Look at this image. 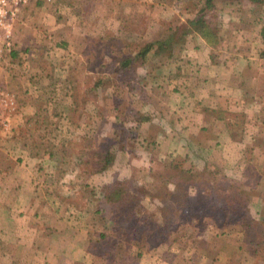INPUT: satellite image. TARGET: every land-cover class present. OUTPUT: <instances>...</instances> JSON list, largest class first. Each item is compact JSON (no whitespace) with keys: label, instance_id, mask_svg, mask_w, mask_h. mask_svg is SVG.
<instances>
[{"label":"crops","instance_id":"obj_1","mask_svg":"<svg viewBox=\"0 0 264 264\" xmlns=\"http://www.w3.org/2000/svg\"><path fill=\"white\" fill-rule=\"evenodd\" d=\"M109 1H76V20L67 30L69 40L74 38L72 44L61 37V31L68 28L59 21L52 30L43 24L49 31L42 37H50L53 45L47 41L28 58L29 64L37 59V66L23 65L16 72L0 69V82L16 97L10 130L0 132V264H157L147 243L140 245L142 255L136 256L106 226L115 217L113 207L107 210L112 202L88 188L93 178H102L94 180L96 189L108 175L97 173L82 180L83 168L77 162L86 154L79 141L90 136L97 123L93 121L94 102L100 99V109L107 108L116 88L108 78L109 70L103 68L101 74L102 67L91 65L90 49L83 54L78 48V42L90 46L96 33L89 30L90 35H85L83 26L95 29L100 15L103 22L110 21ZM164 1L171 6L157 9V16L183 12L180 31L176 22L163 29L171 35L172 58L177 61L157 70V83L146 81L140 73L131 90L120 81L129 92L117 95L121 113L119 107L111 111L121 120L134 117L132 112L137 118L146 117L138 125L139 135L146 140L144 148L129 154L124 151L136 162L128 170L135 167V172L148 175V186L157 173L166 175L151 197L140 196L141 204H153V199L165 204L168 200L162 196L173 195V184L166 179L171 159H184L186 165L202 169L203 178L227 196L230 204H243L240 212L225 214L208 195L206 201L214 203L215 209L193 218L195 227H190L183 240L189 258L165 260V264H264V42L258 25L240 6L217 0L209 24L217 39L209 42L187 27V20L200 7L197 0ZM27 9L24 16L32 11L31 6ZM82 11L93 13L90 21L94 24L80 19ZM51 13L49 8L37 9L33 18L43 15L41 20L46 22L49 19L44 16ZM98 78L103 83L95 88ZM140 90L146 98L139 104L134 100L137 105L132 111L128 95L136 99ZM107 118L100 120V135L124 141L125 129L111 122L107 127ZM50 138L55 148L48 145ZM118 147L125 149L123 143ZM80 181L88 185L81 189ZM153 211L151 217L159 221L160 209L155 206ZM176 217L178 212L171 218ZM107 234L116 240L106 244Z\"/></svg>","mask_w":264,"mask_h":264},{"label":"trees","instance_id":"obj_2","mask_svg":"<svg viewBox=\"0 0 264 264\" xmlns=\"http://www.w3.org/2000/svg\"><path fill=\"white\" fill-rule=\"evenodd\" d=\"M200 7L194 11L193 17L187 20V27L191 32H195L200 37L204 38L206 41L213 42L217 39L216 34L211 31L209 27L210 20L213 16L212 10L214 8L215 2L217 0H197ZM230 5H238L242 10L247 11L254 18V22L258 25L259 35L262 42H264V0H226ZM172 41L171 35L166 33L163 29L162 32L157 34L155 37H150L141 42L133 51L129 52L116 51L110 48L108 64L113 67L114 74L118 80L126 82L132 88L131 83V73L137 72L142 75L146 81L157 83L159 75L157 70L162 66L169 65L170 63H175L177 60L172 58ZM15 52V51H12ZM12 54V53H11ZM16 54V52L14 53ZM52 66H55L51 62ZM114 77H112L114 79ZM161 79H166L165 76H161ZM103 83L102 79L98 78L95 80L94 87L99 88ZM161 84V83H160ZM120 96L123 95L120 91H114ZM98 95V91L94 93ZM146 98V93L142 90L139 91L137 98H134L133 94L128 95V105L129 109L135 111V107L140 102H144ZM137 101L136 102L134 101ZM100 101V99H99ZM99 105V104H98ZM93 118L94 123H100L102 117L109 118V122L112 124H117L125 129V138L123 140H118L117 138H109L108 136H102L101 127H93L90 136L82 137L78 145L80 149H85L86 154L78 158V166L83 169L80 171V176L82 180L88 178L89 175H94L97 173L107 174L108 178L102 184L97 183V188H95L94 180L98 181L102 178L97 176L93 178L91 188L88 191L97 192L98 195L106 197L107 200L113 203V208L115 209L114 219L108 220L106 226L110 228L116 236H118L125 246L130 249L134 255H142L140 245L148 243L150 237L154 240L167 239L172 233L177 231L179 233V239L182 243L184 249H188V245L183 242L184 238L188 236V231L193 225V218H195L199 213L190 214L186 209V205L195 204L197 209H203L200 213L204 212L205 209L213 211L214 203L208 204L206 197L212 196L215 198V205L219 207L220 210L226 214L240 212L243 204L236 203L232 205L228 201V197L223 195L217 188L213 185H209L208 182L203 178L202 169L193 167L192 165H186L184 159H171L168 164H166L170 169L167 174L166 179L172 184L173 197L175 198V205L171 208L167 204L158 203L156 206L160 209V220L156 221L153 219L151 209L144 210L140 201V196L151 197L154 188L159 184V177L156 178V182L150 181V185H146L149 178L135 172V167H130V163L124 160H129L127 153L129 154L134 149L142 147L144 148L146 140L142 138L138 133V125L140 121L146 119V117H136L132 112L130 116L124 119H119L115 114L112 115L111 111H103L99 106H95ZM94 108V109H95ZM76 112L78 109H75ZM79 113H76L78 116ZM98 118V119H97ZM96 128H99L97 132ZM117 132V131H116ZM54 138V137H53ZM50 138L48 145L51 148H55V141ZM124 144L125 149L120 150L118 144ZM65 146H62L64 148ZM62 153H64V149ZM124 151L127 153L125 154ZM125 156V157H124ZM148 159H154L153 156L147 155ZM124 157V160H121ZM161 163V162H160ZM163 179L161 178V181ZM152 182V183H151ZM88 185L86 181H80V188H84ZM95 193V192H94ZM226 200V201H225ZM220 201V202H218ZM217 202V203H216ZM174 203V202H173ZM84 206V205H83ZM180 210H179V209ZM172 209L179 210L182 215L180 219L173 221ZM170 210V212H168ZM179 212V213H180ZM186 212L188 215L186 216ZM226 222V220H224ZM195 227V226H194ZM103 233H100L102 236ZM158 235V236H156ZM160 240V241H163ZM175 243V242H174ZM133 245V248L131 247ZM173 242L170 240L168 243L164 244L165 249H172ZM190 250L192 251L191 246ZM150 253H156L162 255L156 250L159 248L149 247ZM155 250V252H152ZM189 250V249H188ZM194 251V250H193ZM171 255V254H170ZM153 256V255H152ZM187 256V255H186ZM144 257V255L142 256ZM151 257V256H150ZM151 258L157 262V264H165V260L173 259L171 256L164 254L162 260H155L156 257Z\"/></svg>","mask_w":264,"mask_h":264},{"label":"rangeland","instance_id":"obj_3","mask_svg":"<svg viewBox=\"0 0 264 264\" xmlns=\"http://www.w3.org/2000/svg\"><path fill=\"white\" fill-rule=\"evenodd\" d=\"M30 1H29V5L27 6V8L31 6L32 11L27 12V15L29 14V16H27L26 14H25V16L23 15V12L28 10L27 8H25L24 11L22 12V19H24L26 22L24 23L23 26L21 25L20 30H18L14 49L9 51V52L7 51L5 53V55H3L0 58V69H2V70L9 69V70H13L14 72H16L21 67H23V65L26 66L29 64V62H27L28 58H27V56H25L26 52H30L31 55H34L36 51H41V49L43 48V44L45 45L47 41H48V43H50V41H51V45H53L52 44L53 40H51L50 37L49 38L45 37V39H44V37H42L43 34L46 35L47 32L44 33L45 31H49V30H47V27H44V25L45 26L50 25V27H51L50 30H52L53 26H56L57 21H59L60 23H57V24H60L61 26H63V27L65 26L66 28H68V29L64 30V32L61 31V34H62L61 37L64 35V39H66V41H69L71 44L73 43L72 40L74 38L69 40V38H68L69 32L67 30L72 29L71 26L76 20L74 13H75V11H77V7H76L75 3L78 0H57V1L56 0H50V1H47V0H30ZM178 1L183 2V0H178ZM109 4H110L111 11H112L110 13V21L103 22L102 15H100L96 19L97 21H95V24H96L95 29H90V28L83 26V28H81V31L85 35L90 32L89 30H92V32H96L97 35H99V36L96 39H94L96 33L93 34V40H92V43L90 46H85L86 44H84V43L80 44L78 42V46H79L78 48H81V50H83V51L80 50L81 52H83V54H85L87 52V50H86L87 47L90 49L91 54L89 55V57L92 58L91 65L93 67H96V66L102 67V68L99 67L101 69V72H100L101 74L104 71L103 68H106L107 70H109L108 71V73H109L108 78L110 77L109 80H111V82H113V87H116L115 90H117V88H120V89H118V91L121 90V92L123 93V96H124L125 92H129L126 89L129 86L124 88V86H121L120 80H118L116 77H114V76H116L115 75L116 73L114 74V76L111 74V71L115 72V70H113V67L111 65L109 66V64L107 62L108 57H109L108 52H109L110 48L112 50H116V51H119V50L124 51V52H129V50L133 51L137 46H139L141 44L142 41L149 39L150 37H155L157 34L162 32V29L165 30L164 27L167 26V24L170 23V25H171L173 22L174 23L176 22L174 25L178 29L177 31H180L181 25H179V20H180L179 16L182 15L183 12H182V10L179 13L167 12L168 15L164 18L157 16V13H156L157 9H163L164 8L163 10H166L167 7L171 6L169 3H167L164 0L163 1L162 0H152V1L151 0H110ZM43 8H49V9L53 10V13H51V15H49V16L45 15L44 16V17L48 18L49 20H47L46 22L41 20V19H43V15H42L41 19L37 20V18H36L34 20L33 17H34V15L36 16L37 9L41 10ZM34 9L36 10L35 14H34ZM137 9H140V11L137 12ZM78 10H79V13H81L80 12L81 9L78 8ZM94 10L99 11V8H97V9L95 8ZM95 13H98V12H95ZM100 13H101V11H100ZM159 14H162V13H158V15ZM80 16H81L80 19H83L85 23L94 24L90 21L91 16L94 17L93 13H91L90 11L87 13L85 11H82V14H80ZM37 22H39V26L37 25ZM41 27L42 28L44 27V31L41 30L42 29ZM38 28H39L40 32H38L39 31ZM88 35H90V34H88ZM67 44H68V42H67ZM71 44H69V45H71ZM12 51H15L16 54L11 55ZM97 53H98V55H97ZM102 53H104V54L101 55ZM37 64L38 63H37V59H36V60H33V62H31L29 65H31V67H32V65L37 66ZM166 70L167 69L165 68L163 71H166ZM130 75H131V77L133 75V78H131V80L133 83L132 85L134 86L135 83L137 81H139V76H137L138 73H132ZM112 77H114V79ZM124 90H126V91H124ZM111 95L112 96H110L108 98L107 103H106L107 108L101 109V110L106 112V111H112L113 109H118V107H119L118 111H119V113H121L120 110L122 109V106L119 103L120 101H118V99H117V95H119V94L111 93ZM94 96H96V95L94 94ZM15 99H16V97H15ZM122 103L124 104V102H122ZM94 104H95V106H99L100 105L99 100L94 102ZM103 105H104V101H103ZM92 109L94 110V108H92ZM10 115H12V114H10ZM9 119H10V116H9ZM9 123H10V120H9ZM110 124L111 123L109 122V118H107V122H106L107 127L110 128V126H111ZM95 127L100 128V123L96 124ZM114 127H116V126H113V129H114ZM99 128H96V130L98 131ZM1 131L2 130L0 129V132ZM120 132H124V131L120 130ZM120 136H121V134H120ZM116 137H118V136H116ZM118 139L120 141L121 138L118 137ZM124 157L121 160H124ZM128 159L129 160H124V161L129 162L130 166L132 164H136V162L133 159H131V157H128ZM141 164H142V162H141ZM157 175L159 177V183L165 182L164 177L166 175H164V173L163 174L157 173ZM144 176L149 178L148 175H144ZM161 178L163 179L162 181H161ZM162 199L163 200L166 199L165 202L168 200L167 203H165V204L170 206V208L172 205H175V203H176L173 195L172 196L171 195H168V196L163 195ZM144 202H145V204L142 205L143 209L148 210L149 208H152L151 212H152L153 208H155L156 204L160 203V202H155L154 199H153V204H149L146 201H144ZM111 207H114L113 203H110V206L107 210H109ZM185 207H186V209L184 211H188L192 215L196 214V212H198L200 214V212L203 210V209H197L195 204H190L189 206L186 205ZM102 208H106V207L102 206ZM179 210H177V209L171 210L172 215L174 213L178 212V217H176L177 220H178V218L180 219V217L182 215V213ZM110 211H111V209H110ZM114 211H115V209L112 208L111 213H114ZM153 212H155V211H153ZM168 212H170V210H168ZM188 212H186V216L188 215ZM172 220L175 221V219H172ZM159 222H161V220H159ZM97 228H99L98 224H97ZM156 236H158V235H156ZM111 239H115V237H112L110 234H107L106 237L103 239V241L106 242V244H109V243L114 241ZM160 240H163V239H158L156 241V240H154V238L150 237L148 240V243H147V246H149L151 248L152 247L159 248L156 251L157 252L159 251L162 254V255H158L156 253H152L150 256L152 258H154L153 256H155L156 257L155 260H158V261L162 260V257H164V254L167 256L173 257V259L176 260V262L179 260L180 261L184 260V259L187 260L189 258L190 255H188L189 254L188 249L187 250L184 249L183 246L181 245V242L179 239V233L177 231L172 233L166 240L165 239L163 241H160ZM170 240L173 242L172 249H165L164 244L168 243ZM103 241H101V242H103ZM145 245H146V243H145ZM152 252H155V250H152ZM194 255H195V253H194Z\"/></svg>","mask_w":264,"mask_h":264},{"label":"built area","instance_id":"obj_4","mask_svg":"<svg viewBox=\"0 0 264 264\" xmlns=\"http://www.w3.org/2000/svg\"><path fill=\"white\" fill-rule=\"evenodd\" d=\"M30 0H0V58L15 47L16 36L21 25L26 22L22 19V12ZM50 1V0H48ZM27 58L32 57L26 52ZM264 57V50L262 53ZM16 110V99L12 91L0 82V129L10 130L9 116Z\"/></svg>","mask_w":264,"mask_h":264}]
</instances>
